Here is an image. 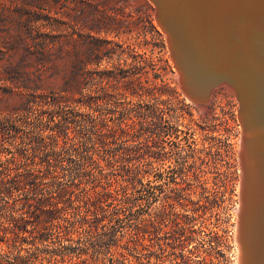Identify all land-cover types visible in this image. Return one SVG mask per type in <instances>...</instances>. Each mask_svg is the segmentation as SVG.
<instances>
[{"label":"rangeland","instance_id":"1","mask_svg":"<svg viewBox=\"0 0 264 264\" xmlns=\"http://www.w3.org/2000/svg\"><path fill=\"white\" fill-rule=\"evenodd\" d=\"M4 7L25 12L31 29L41 27L56 34L80 32L85 25L76 24L64 12L84 10L88 16L90 28L84 32L100 51L94 63L85 67L86 78L78 88L77 98L81 95L79 102L84 106L75 103L62 114L81 121L84 128L102 123L109 137L102 167L110 173L128 172L124 176L129 187L126 211L112 221L104 241L113 236L123 243L130 239V227L148 226L149 235H135L139 246L127 252L132 264H235L245 160L240 99L224 84L212 88L205 103L181 89L156 3L0 0V10ZM105 13L115 21L104 18ZM74 38L79 39L78 33ZM128 81L134 87H126ZM18 126V136L30 132L26 124ZM114 130L117 138L113 140ZM177 223L186 229L182 245L172 233ZM189 231L194 233L190 236ZM86 239L63 240V244L78 249ZM59 245L36 246L52 251ZM23 247L25 255L34 250L27 244ZM104 264H111L109 256Z\"/></svg>","mask_w":264,"mask_h":264},{"label":"trees","instance_id":"2","mask_svg":"<svg viewBox=\"0 0 264 264\" xmlns=\"http://www.w3.org/2000/svg\"><path fill=\"white\" fill-rule=\"evenodd\" d=\"M71 11L64 15L85 25L80 32L56 34L31 29L21 10H0V264H104L108 256L111 264H132L127 252L139 246L135 235H149L148 226H135L123 243L113 236L104 241L112 221L126 211L128 172L102 167L109 138L102 123L84 128L62 114L75 103L84 106L78 88L86 78L85 67L100 51L84 32L89 27L84 10ZM34 15L39 19L40 13ZM19 123L30 132L18 136ZM110 138H117L115 130ZM174 227L175 241L184 244L186 229L178 223ZM83 237L84 247L63 244ZM55 242L60 245L52 251L36 246ZM25 244L34 246L27 255Z\"/></svg>","mask_w":264,"mask_h":264},{"label":"bare ground","instance_id":"3","mask_svg":"<svg viewBox=\"0 0 264 264\" xmlns=\"http://www.w3.org/2000/svg\"><path fill=\"white\" fill-rule=\"evenodd\" d=\"M152 1L187 95L205 103L224 84L240 99L245 160L235 264H264V94L253 87L264 88V63L250 51L264 26V0Z\"/></svg>","mask_w":264,"mask_h":264},{"label":"water","instance_id":"4","mask_svg":"<svg viewBox=\"0 0 264 264\" xmlns=\"http://www.w3.org/2000/svg\"><path fill=\"white\" fill-rule=\"evenodd\" d=\"M262 29L260 30V34L258 35V38H256L255 34H253V37L251 39H253V47H254V50H250L252 51V55L254 56H259L261 57L263 63H264V33L262 34V32L264 31V26L261 27ZM262 34V36H261ZM176 67V66H175ZM235 73V72H234ZM242 74H239L238 71L236 73V77L241 81L243 82V72H241ZM234 75V74H233ZM234 77V76H233ZM235 78V77H234ZM180 83V81H179ZM255 83V82H254ZM253 85V84H252ZM180 86H181V89L183 90V84L180 83ZM253 87L256 89V92L258 95H260L262 97L261 94H264V88H262L261 86L259 85H256L254 84ZM184 92V91H183ZM259 96V97H260ZM264 100V99H263Z\"/></svg>","mask_w":264,"mask_h":264}]
</instances>
